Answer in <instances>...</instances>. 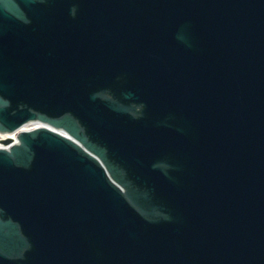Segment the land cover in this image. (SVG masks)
<instances>
[{"label":"water","instance_id":"1","mask_svg":"<svg viewBox=\"0 0 264 264\" xmlns=\"http://www.w3.org/2000/svg\"><path fill=\"white\" fill-rule=\"evenodd\" d=\"M63 1L73 4L47 3L54 7ZM108 1L94 0L86 7L99 13ZM112 4L125 11L118 22L138 26L149 37L142 54L123 51L107 60L121 67L130 57L146 58L150 72L143 79L153 87L137 94L148 103L154 130L145 133L144 144L135 145L104 127H93L91 133L123 160L129 155L145 173L136 177L138 183L154 186L176 220L149 224L109 186L92 159L49 133L37 140L26 134V149L0 152V245L17 222L38 242L57 234L61 249L54 244L49 249L64 264H264V0ZM45 5L42 0H0V105L3 97L14 104L0 107V129L34 118L35 108L57 116V98L73 94L58 71L69 68L54 54L60 38L63 44L69 39L64 34L69 12L49 14ZM96 17L86 18L94 23ZM110 18L106 23L117 21ZM85 27L80 17L70 29ZM63 51L69 47L63 45ZM175 51L183 58L174 57ZM93 100L80 105L81 114L88 122L93 115L105 123L102 115L91 114V106L97 109ZM17 102L28 107L17 109ZM166 117L172 126L163 124ZM71 130L78 136L77 126ZM155 141L160 151L167 144L163 154L178 166L172 178L152 168L163 156L156 148L148 150ZM7 253L0 251V264H15Z\"/></svg>","mask_w":264,"mask_h":264}]
</instances>
